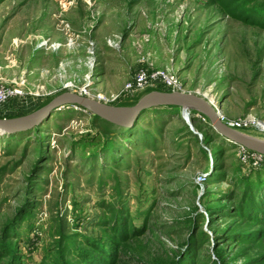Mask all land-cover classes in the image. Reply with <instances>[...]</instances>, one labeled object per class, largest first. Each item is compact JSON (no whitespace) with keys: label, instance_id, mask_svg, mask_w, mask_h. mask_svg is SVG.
Wrapping results in <instances>:
<instances>
[{"label":"rangeland","instance_id":"374dc122","mask_svg":"<svg viewBox=\"0 0 264 264\" xmlns=\"http://www.w3.org/2000/svg\"><path fill=\"white\" fill-rule=\"evenodd\" d=\"M242 5L0 0V85L19 83L46 98L42 104L85 89L91 99L117 96L107 104L121 106L146 93L122 90L150 54L172 69L178 91L212 97L225 121L246 124L239 130H261L264 0ZM77 109L0 134L1 264H90L84 253L99 251L117 253L121 264H155L189 241L197 264L261 258L264 242L225 235L262 228L244 226L235 210L258 214L250 203H264V160L245 161L239 146L180 108L145 111L124 132ZM9 221V238L1 240ZM117 235L129 241L117 244Z\"/></svg>","mask_w":264,"mask_h":264},{"label":"water","instance_id":"95a60500","mask_svg":"<svg viewBox=\"0 0 264 264\" xmlns=\"http://www.w3.org/2000/svg\"><path fill=\"white\" fill-rule=\"evenodd\" d=\"M126 102L130 103L132 100L123 103ZM65 106L81 108L99 121L109 124L118 132L131 129L139 116L145 111L155 108L178 107L186 117L191 112L202 116L209 126L226 141L264 156V130L250 132L233 128L221 121L217 110L205 96L182 91H159L154 89L143 94L130 106L106 105L79 93L65 91L27 115L0 118V132L13 135L32 130L47 120L53 111Z\"/></svg>","mask_w":264,"mask_h":264},{"label":"built area","instance_id":"2783aa9c","mask_svg":"<svg viewBox=\"0 0 264 264\" xmlns=\"http://www.w3.org/2000/svg\"><path fill=\"white\" fill-rule=\"evenodd\" d=\"M140 66L136 68L130 80L126 81L123 86V96L126 97H134L138 94L143 93L147 89H158L159 87L167 90L178 91L181 88L180 81L178 77L173 73L172 69L169 67L164 68H156L153 61L150 59V54H147L140 61ZM79 94L85 97H91L87 90L82 89L79 91ZM24 95V90L19 83H11L9 86L0 85V114L6 112V109L11 101H15L20 96ZM117 96L104 97L102 95H97L95 100L100 103L106 104L110 103L114 100H117ZM103 100V102H101ZM211 104H213V99L207 98ZM70 107V106H65ZM64 107V108H65ZM73 107V106H72ZM215 107V106H214ZM63 108V107H62ZM76 110L77 107H74ZM217 110V108L215 107ZM218 112V110H217ZM218 116L222 122L229 124L233 128L241 129V127H245V123H233L228 122L220 116V112H218ZM238 152L241 153L245 159V161L251 162H263L264 156L249 151L243 147H239ZM248 161V162H249ZM254 165V164H253Z\"/></svg>","mask_w":264,"mask_h":264},{"label":"trees","instance_id":"16d2710c","mask_svg":"<svg viewBox=\"0 0 264 264\" xmlns=\"http://www.w3.org/2000/svg\"><path fill=\"white\" fill-rule=\"evenodd\" d=\"M251 1H255V0H219V3L224 4L226 7L228 6V8H231L235 4L239 5V6L241 4H243L242 7H245L246 6L245 4H247V3L251 2ZM159 89L160 88H158L156 90H159ZM152 90H154V89H147L144 92L147 93V92H150ZM159 91H162V90H159ZM136 100L137 99H133L132 102H130V103L126 102V103L122 104L121 106L133 105V103H135ZM48 102L43 103V105L47 104ZM168 108H178V107H168ZM192 114L194 115L196 113L191 112L190 115H192ZM16 117H17V115H16ZM0 118H1V116H0ZM256 181H258V180H256ZM252 203H253V206H252L253 210L258 212L257 215H255V216L251 215V214L249 215L246 212L247 210H245V212H244L242 210V208L238 207V206H236L235 212H237V213H235V214H237L240 217L241 222H244V224H243L244 226L247 225V224H250V225L253 224V225L262 226V228H260L258 232H255L256 231L255 229H248V231L246 233H242V234L236 233V230L233 229L232 232L230 231L231 233L228 232L227 233L228 235H225L226 237H228V239L226 241L236 242V243H239V244H244V243H247L248 241H250V242H254L255 241L256 243H260V244H262L264 242V218L262 217V216H264V203L263 202H259V200H257V201L253 200L250 203V205H252ZM254 204H255L256 208L254 207ZM247 206H248V208H250L248 203H247ZM239 214H241L242 216H240ZM11 224H12V222L9 221L7 223V225L4 227L3 238L1 240L9 238L7 236V234L9 232V228H10ZM122 229H123V232H124V230L126 229V226H124V228H122ZM117 236H118L117 237L118 239L121 238L120 237L121 235H117ZM120 240H122V241H119V243H117V244H125L127 241H129L127 236L122 238V239H120ZM189 244H193L194 245V242L193 241H189V243L187 245L185 244V247L183 248V251H181L180 253L174 255L173 259H172V256L170 254H168V253L167 254H163L164 256L159 258L155 264H186V263L197 264V262H198L197 255H196L197 253H195L193 251V248H191V249L189 248V247H191V245H189ZM199 246H202V245L196 244V248L197 249H198ZM110 250L113 251V249H111V248H110ZM109 254L110 255L108 257H105V253L99 251L98 253H96V256H92L90 253L86 252V253H84L83 260H87L88 262H90V264H121L119 262V257H116L117 253L115 254V256H111V253H109ZM2 258H4V257L0 258V264H1ZM4 259L6 260V258H4ZM169 259H171V260H169ZM259 261L260 262H264V253L261 255V258H259V260L249 261L246 264H260ZM124 264H125V261H124Z\"/></svg>","mask_w":264,"mask_h":264},{"label":"crops","instance_id":"0c3cea01","mask_svg":"<svg viewBox=\"0 0 264 264\" xmlns=\"http://www.w3.org/2000/svg\"><path fill=\"white\" fill-rule=\"evenodd\" d=\"M150 59H151V55H150ZM153 63L156 68H160L156 66L155 61H153ZM44 99L46 98H43L35 93H25L24 91V95L20 96L15 101H11L6 109V112L0 114V116L1 118H11V117H16V115L17 117L22 115H27L42 107L43 105L42 102L44 101Z\"/></svg>","mask_w":264,"mask_h":264},{"label":"bare ground","instance_id":"6f19581e","mask_svg":"<svg viewBox=\"0 0 264 264\" xmlns=\"http://www.w3.org/2000/svg\"><path fill=\"white\" fill-rule=\"evenodd\" d=\"M211 99H212V97H211ZM260 127H261L262 130H264V127L263 126H260ZM0 134H2V133L0 132Z\"/></svg>","mask_w":264,"mask_h":264}]
</instances>
